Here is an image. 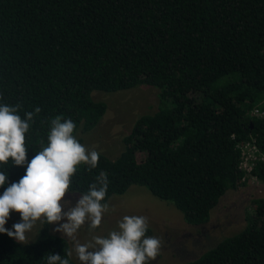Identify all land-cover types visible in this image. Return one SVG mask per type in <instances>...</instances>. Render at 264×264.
Listing matches in <instances>:
<instances>
[{"label":"trees","instance_id":"16d2710c","mask_svg":"<svg viewBox=\"0 0 264 264\" xmlns=\"http://www.w3.org/2000/svg\"><path fill=\"white\" fill-rule=\"evenodd\" d=\"M139 84L158 90L156 110L134 120L114 159L78 166L69 192L86 194L104 172L102 203L136 184L203 224L244 183L235 145L253 139L264 151V0H0V105L19 104L22 119L41 109L25 134L28 161L56 116L82 131L96 124L105 104L93 90ZM26 166L0 165V195ZM250 172L264 182V162ZM49 254L76 264L47 223L28 243L0 233V264H47ZM182 264H264V199L250 201L241 230Z\"/></svg>","mask_w":264,"mask_h":264},{"label":"clouds","instance_id":"9594fccd","mask_svg":"<svg viewBox=\"0 0 264 264\" xmlns=\"http://www.w3.org/2000/svg\"><path fill=\"white\" fill-rule=\"evenodd\" d=\"M20 105H0V165L11 160L15 166H26L25 174L18 182H13L0 195V233H6L17 242L26 241L37 221L53 224L66 219L54 229L64 236L76 239L78 230L88 223L89 231L97 229L109 205L102 203L106 197L109 181L101 172L96 182L89 186L86 194L80 196L75 206L65 211V197L76 174L78 166L86 165L88 170L98 166L99 153L89 151L73 135L76 124L71 119L56 116L50 121L47 146L30 160L26 136L35 113H25L26 118L18 115ZM8 180V174L0 171V187ZM12 212H18L21 220L13 224V230L5 228ZM148 218L145 216H124L118 222V230L108 237L93 236L85 244L76 242L75 253L81 264H149L158 256L162 241L147 237ZM69 256L72 253H68ZM47 264H69V259L49 254Z\"/></svg>","mask_w":264,"mask_h":264},{"label":"rangeland","instance_id":"374dc122","mask_svg":"<svg viewBox=\"0 0 264 264\" xmlns=\"http://www.w3.org/2000/svg\"><path fill=\"white\" fill-rule=\"evenodd\" d=\"M157 92L155 87L144 84L113 92L93 90L90 98L103 102L105 110L89 130L82 131L78 127L74 133L75 138L89 151L96 150L107 158L114 159L123 149L122 137L129 132L134 120L156 110ZM254 184L250 177H245L244 183L239 187L226 189L209 210L208 220L200 225L185 223L181 212L171 202L158 199L143 186L131 184L123 193L111 194L103 202L109 205V211L103 214L97 229L89 231L86 222L73 240L54 231L59 224L67 222L64 219L59 223L49 224V232L64 237L68 243V253H72L69 257L76 264H81L74 250L76 242L88 243L93 236L107 238L111 231L118 230V222L126 215L145 216L149 223L145 235L162 241L158 256L150 263L182 264L196 259L222 238L243 228L245 215L250 210V201L254 198L264 199V182L257 180V185ZM80 196L82 195L79 193L68 191L64 210L75 206ZM20 220V214L12 212L5 228L13 230V224ZM39 225L40 221H37L33 229L26 233V241L23 243L35 238Z\"/></svg>","mask_w":264,"mask_h":264},{"label":"built area","instance_id":"2783aa9c","mask_svg":"<svg viewBox=\"0 0 264 264\" xmlns=\"http://www.w3.org/2000/svg\"><path fill=\"white\" fill-rule=\"evenodd\" d=\"M252 112L256 115L261 114L257 109H253ZM235 146L239 154L238 167L244 172L242 180H245V177H250L251 181L255 183L254 185L256 186L257 179L250 171L255 163L264 162V151L258 148L253 139L238 142Z\"/></svg>","mask_w":264,"mask_h":264}]
</instances>
